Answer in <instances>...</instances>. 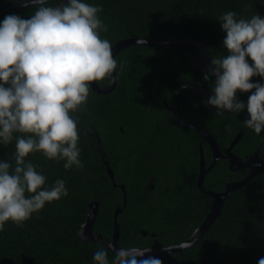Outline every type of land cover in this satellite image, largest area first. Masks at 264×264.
<instances>
[{"label":"trees","instance_id":"16d2710c","mask_svg":"<svg viewBox=\"0 0 264 264\" xmlns=\"http://www.w3.org/2000/svg\"><path fill=\"white\" fill-rule=\"evenodd\" d=\"M86 2L102 7L99 16L108 30L100 36L112 46L128 39L185 38L202 42L209 49L210 59L227 54L222 46L224 33L217 21L222 13L234 11L238 18L246 19L257 13L264 15V0ZM58 3L59 0H51L46 6ZM37 7H29L18 15L31 16ZM3 18L4 15L0 16V20ZM119 53V82L115 89L102 95L91 88L87 104L72 113L79 121L78 146L84 167L66 170L63 161L49 160L39 152L26 157L43 172L47 185L63 179L68 195L46 203L23 227L6 223L5 230L0 232V264H92L94 252L112 238L113 215L123 204V192L112 186L107 167L117 170L115 181L124 186L126 193V207L117 217V245L141 249H161L185 242L210 213L212 198L204 190L223 193L229 184L240 182L249 174L246 168L233 172L227 162L219 160L206 173L201 191L197 186L199 145L202 143L207 167L212 161L210 149L198 133L181 126L162 104L163 99L167 103L173 100L182 81L198 82L211 92L214 78L205 81L203 77L209 72L197 71L189 62L200 60L197 48L135 44ZM103 81L96 83L104 86ZM249 94H240V100L246 101ZM182 97L181 118L208 132L222 152L242 132L232 153L246 159L258 152L264 160V131L257 136L245 128L242 121L246 113L217 115L201 94L183 90ZM152 114L162 119L155 123ZM229 124L230 129H226ZM143 127L160 129L155 137L147 134L144 140ZM136 128L140 129L128 139L127 130ZM144 144L151 146L146 150L150 158L145 166ZM14 150L15 140L0 146V160L14 164ZM130 159L133 163L127 173L125 162ZM114 162L116 166H112ZM151 179L154 190L148 191L144 199V186ZM92 202L99 205L92 233L102 236V240L86 243L79 231ZM106 250L111 264L115 253L107 247ZM146 256L159 258L162 264H258L264 257V173L226 197L220 215L191 246Z\"/></svg>","mask_w":264,"mask_h":264},{"label":"clouds","instance_id":"9594fccd","mask_svg":"<svg viewBox=\"0 0 264 264\" xmlns=\"http://www.w3.org/2000/svg\"><path fill=\"white\" fill-rule=\"evenodd\" d=\"M29 2L39 7L28 18L6 14L0 20V146L15 140L14 164L0 160V232L9 221L23 227L46 203L68 195L63 179L47 185L46 176L26 157L39 152L63 161L66 170L82 169L79 121L72 113L87 104L90 82L114 80L118 68L111 42L100 36L108 30L100 5ZM217 21L227 54L210 60L211 72L203 79H214L206 105L217 115L246 113L243 126L259 136L264 131V15L246 19L227 11ZM238 92L250 94L243 101ZM150 251L119 247L111 264H162L146 256ZM92 264H110L106 246L94 252Z\"/></svg>","mask_w":264,"mask_h":264},{"label":"water","instance_id":"95a60500","mask_svg":"<svg viewBox=\"0 0 264 264\" xmlns=\"http://www.w3.org/2000/svg\"><path fill=\"white\" fill-rule=\"evenodd\" d=\"M22 5H31L30 2L28 3H22ZM21 5V6H22ZM9 8H3L0 9V13L7 10ZM135 44H143V45H188L193 46L197 48L201 52V58L199 61L190 60V65L197 71L201 72H211V64H210V52L209 49L202 43L196 40L191 39H185V38H174V39H164V40H156V41H148V40H142V39H128L123 40L118 43H116L113 46V56L120 52L122 49H125L126 47L135 45ZM92 85V90L98 92V88L96 86V82H90ZM184 89H189L191 91H195L203 97V99L207 100V98L210 95V91H208L206 88H204L200 83L188 81V82H180L179 88L175 94L174 97V103L169 108L170 111H172V114L174 118L183 126H186L188 128H191L195 130L198 134H200L207 142L211 149L212 153V162L208 168L205 169L204 161H203V155H202V149L200 148V174L198 177V186L201 185L203 182V177L206 174L207 171L212 169L217 161L222 160L229 164V168L231 171H237L239 169H249V174L246 176V178L240 182L231 183L226 187V190L223 193L215 194L210 193V195L214 199V204L212 206V210L206 217V220L199 226V228L190 236L185 242H181L178 244L170 245L163 247L161 249H151L149 253L146 255H156L159 253H169V252H176L179 250H182L186 247L191 246L195 241H197L213 224L215 219L220 215L221 208L223 206L224 200L226 197H228L232 192L236 191L238 188L244 186L246 183H248L252 178H254L256 175L260 173H264V160L260 159L258 157V152H256L253 156L247 157L246 159H241L237 156H235L232 153L233 147L238 143V141L242 137V132H239L234 140L227 146V148L222 152L218 145L216 140L204 129H202L200 126L188 124L184 122L180 116L179 113V99L181 97V93ZM237 98L240 100V94L237 93ZM209 107V106H208ZM210 108V107H209ZM210 110L215 113L216 109ZM216 114V113H215ZM230 113H224V115H228ZM108 175L112 181L113 186H115L114 176L112 174L111 170H107ZM124 193V200L126 198L125 189L123 186H120ZM98 203L92 202L89 205V213L87 215V219L84 222V224L81 226V229L79 231L80 238L88 243V242H96L101 241L102 236H94L92 233V228L95 222V217L98 212ZM121 212L120 208H116L114 215H113V235L112 238L109 239V241L106 243V247L108 245H111V247H107L109 250L114 252L115 249L119 248L117 245L118 239H119V225L117 223V217L119 213ZM142 235H146V232H141ZM141 249V248H137ZM144 249V248H143ZM146 249V248H145Z\"/></svg>","mask_w":264,"mask_h":264},{"label":"flooded vegetation","instance_id":"af4514ba","mask_svg":"<svg viewBox=\"0 0 264 264\" xmlns=\"http://www.w3.org/2000/svg\"><path fill=\"white\" fill-rule=\"evenodd\" d=\"M51 0H48V2H50ZM29 2V0H0V9H3V8H9V9H7V10H5V11H3L2 13H0V16H2V15H6V14H18L20 11H22V12H24V10L25 9H27V8H29V7H33V6H36V5H33V4H31V5H22V3H28ZM22 5V6H21ZM30 15H26V16H23V18H28ZM113 47V46H112ZM126 48H128V47H126ZM123 50V49H122ZM122 50H121V52H122ZM118 54H120L119 52L118 53H116L115 55H114V58L115 59H117L118 58ZM113 76L115 77V79L114 80H109V79H104V81H103V84H104V86L103 85H98L97 83H96V86H97V88H98V92L99 93H97L96 91H94V90H92V91H94V92H96L97 94H102V95H104L105 93L107 94V93H110V92H112L114 89H115V87H116V85H117V83L119 82L118 80H119V78H118V75H117V73L116 72H114L113 73ZM120 80L121 81H123V79H121L120 78ZM96 82V81H95ZM184 90H189V89H184ZM117 96H113V98L115 99ZM175 97V96H174ZM182 99H183V97H182V93H181V97H180V99H179V113H180V110H181V107H182V104H183V102H182ZM173 103H174V98H173V100L170 102V103H167L166 101H165V99H163L162 100V104H163V106L165 107V109L172 115V117L174 118V116H173V114H172V111H170L169 110V108L173 105ZM143 108H144V105H143ZM151 119L155 122V123H157V122H159L161 119H162V117L161 116H158V115H154V114H152L151 115ZM175 119V118H174ZM176 120V119H175ZM183 120V119H182ZM177 121V120H176ZM184 122H186V123H190V124H192L190 121H185V120H183ZM178 122V121H177ZM179 123V122H178ZM180 124V123H179ZM181 126H183V125H181ZM183 127H185V128H188V127H186V126H183ZM138 129H140V128H136V129H128L127 131H128V133L126 134V136L128 137V139H131L132 137H131V135H133V134H135L136 133V130H138ZM159 129H160V127L159 128H157V129H152V128H146L145 130H144V127H143V131L142 132H144L145 131V139L144 140H147V138H146V135L147 134H149L152 138L153 137H155L156 136V134H157V132L159 131ZM188 129H191V128H188ZM119 130L121 131V132H123V130H122V128L121 127H119ZM162 130H164V129H162ZM193 130V129H192ZM134 131H135V133H134ZM193 131H195V130H193ZM196 132V131H195ZM124 133V132H123ZM197 133V132H196ZM200 135V134H199ZM201 136V135H200ZM152 138H151V140H152ZM201 138L203 139V141L207 144V142H206V140L201 136ZM157 139H159V138H157ZM146 142V141H145ZM208 145V144H207ZM200 148L202 149V143H200ZM208 147H209V145H208ZM148 148H151V146L149 145V144H144V166L148 163V158H150L149 156H147L146 155V150L148 149ZM209 149H210V147H209ZM210 152H211V149H210ZM103 155V154H102ZM202 155H203V161H204V154H203V149H202ZM211 156H212V153H211ZM200 160H201V156H200ZM212 162V161H211ZM133 163V159H130V161L128 160V161H126L125 162V165L127 166L126 168H125V171L127 172V173H129V170H128V168H129V166L131 165ZM211 164V163H210ZM209 164V165H210ZM112 166H116V162H114V163H112ZM204 166H205V169L206 168H208L207 166H206V162L204 161ZM144 170H145V168H144ZM112 174H113V176H114V181H115V177H117V170H115V169H113L112 168ZM121 172V171H120ZM208 172V171H207ZM206 172V173H207ZM199 174H200V161H199ZM126 175V174H125ZM206 175V174H205ZM205 175H204V177H205ZM127 177H130V175L129 174H127L126 175ZM198 177H199V175H198ZM203 177V178H204ZM203 181H204V179H203ZM202 185H203V182L201 183V185L200 186H198V178H197V186H198V188L201 190V191H203L202 190ZM112 186H113V184H112ZM120 186H122V185H120V184H117L116 183V181H115V186H113L114 188L115 187H118V188H120V190L123 192V190L121 189V187ZM124 187V186H123ZM154 184H153V179H151V180H149V182L144 186V193L142 194V193H140V194H142L143 196H144V199L148 196V191H153L154 190ZM125 189V188H124ZM205 192H206V194L207 195H209L211 198H212V202H210V205H211V203H212V205H211V207H210V211L212 210V206H213V204H214V199H213V197L210 195V193L211 192H209V191H206V190H204ZM139 192H137L136 194H138ZM216 194H218V193H216ZM126 207V198H125V200H124V193H123V204H122V208H120V207H117V208H120L121 209V212H122V209H124ZM120 212V213H121ZM119 213V214H120ZM147 235V234H146ZM146 235H144V236H146Z\"/></svg>","mask_w":264,"mask_h":264},{"label":"rangeland","instance_id":"374dc122","mask_svg":"<svg viewBox=\"0 0 264 264\" xmlns=\"http://www.w3.org/2000/svg\"><path fill=\"white\" fill-rule=\"evenodd\" d=\"M105 157V155L103 154L102 155V158H104ZM106 166H108V163H106ZM109 168L107 167V170H108ZM110 170V169H109ZM108 172V171H107Z\"/></svg>","mask_w":264,"mask_h":264}]
</instances>
